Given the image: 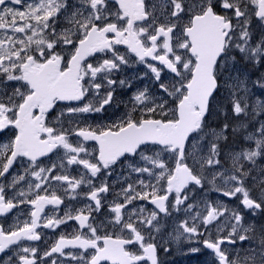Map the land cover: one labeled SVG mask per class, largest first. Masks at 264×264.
Segmentation results:
<instances>
[{
	"label": "snow or ice",
	"instance_id": "1",
	"mask_svg": "<svg viewBox=\"0 0 264 264\" xmlns=\"http://www.w3.org/2000/svg\"><path fill=\"white\" fill-rule=\"evenodd\" d=\"M254 19L264 26V0H0V136L11 133L0 141V264H160L158 247L170 250L157 239L160 217L173 213L183 217L172 242L203 245L213 264H264V224H245L219 199L189 202L208 185L253 215L264 211V180L247 184L264 159V123L231 167L220 159L229 111L248 107L233 53L264 64ZM133 64L155 91L138 89L118 119L90 124L87 116L114 105L117 87H131L114 77ZM253 83L264 88V76ZM214 115L225 120L219 130L208 126ZM117 167L127 174L109 201ZM77 199L86 203L74 209ZM69 221L77 227L46 250L34 244ZM245 241L257 246L241 256L234 246Z\"/></svg>",
	"mask_w": 264,
	"mask_h": 264
},
{
	"label": "flooded vegetation",
	"instance_id": "2",
	"mask_svg": "<svg viewBox=\"0 0 264 264\" xmlns=\"http://www.w3.org/2000/svg\"><path fill=\"white\" fill-rule=\"evenodd\" d=\"M64 26V25H61ZM124 46H120V51L123 52ZM148 71L144 65L142 64H133L130 67L123 68L120 72L116 73L115 77L116 79H124L126 81H130L131 87H124L120 88L117 87V90L114 94V105L112 107H109L106 112L98 113V114H92L90 116H87V120L90 124L93 126L96 125H103L105 123H111L114 120L118 119L120 116L123 115L124 112L128 111L131 108V96L134 92H136L138 89L142 90L145 87L149 88L150 92H154L156 89L155 83L151 79V74L149 76L145 77L144 79H137L138 75H142ZM10 132H5L3 136H0V141H6L10 137ZM92 143V142H90ZM55 159V158H54ZM73 175L78 176V171L76 170L75 166L73 168L72 173ZM127 174V170L124 169L121 171L120 167H117L116 172H114L111 176L108 177L110 192L108 195V200L111 201L113 199L112 192L113 191H119L120 188L124 185L117 183L115 189L112 188V182L116 180L117 175H124ZM136 179L135 176L132 177V181ZM131 182V181H130ZM21 187H26L25 184H21ZM209 187L207 185L204 186L203 189L197 188L195 190V194L192 197V200L189 202H192L193 200L199 201L201 198L210 200V201H216L221 200L228 204L229 207H237L240 213L244 216V223L248 224L251 221H254L257 225L264 224V211H257L255 215L252 214V210H245L243 205L239 203V199L232 198L229 199L227 197H221L218 193H215L213 191H208ZM78 191H87L86 188H81ZM58 195H62L63 193L57 192ZM253 196H255V193H252ZM102 205L104 204V200L102 199ZM69 203L68 199H65L64 205H61V211L60 215H63V209L65 205ZM73 208H79L82 207L86 201H82L77 199L76 201H71ZM51 206H49L50 208ZM148 210H152V206L148 205ZM49 209L46 208V212ZM16 210H13V214L9 215V222H12L14 219V213ZM105 213H107V207L104 206L100 210V214L97 215V220H101L105 218ZM183 217L182 213H173L172 217L164 218L163 216L160 217L161 223L163 224V227L161 229L160 234L157 236V239L159 240L162 236L164 240L168 241V247L169 251L165 252L162 248L158 247V258L160 261V264H213V255L210 250H207L203 247V245L199 243H187V242H180L175 243L169 240L168 234L173 231L174 223L181 219ZM77 227V222L75 221H69L67 225H61L59 228L55 229L54 231L51 229H43L42 232V239L39 242H34L36 246L40 248L41 251L46 250L59 236L61 232H64L65 234L71 233L74 228ZM39 231V229H38ZM45 236L48 237L47 240H45ZM256 243L252 241H245L243 243L237 242V244L234 246L237 250H240V255H250L251 253L246 252L244 250H247L249 248H256ZM223 247V246H222ZM192 248H198V252H191L190 249ZM105 264H110V262H105ZM145 264H150V262H145Z\"/></svg>",
	"mask_w": 264,
	"mask_h": 264
},
{
	"label": "rangeland",
	"instance_id": "3",
	"mask_svg": "<svg viewBox=\"0 0 264 264\" xmlns=\"http://www.w3.org/2000/svg\"><path fill=\"white\" fill-rule=\"evenodd\" d=\"M250 31L252 33V41L251 42L253 44H256L258 41L261 40L262 37H264V26H262L259 23V21L256 19H254L252 21ZM233 55H235V54L233 53ZM237 59L240 61V63L235 66V69L241 74V77H244L246 75V72L243 70V64L245 61L242 58L239 59L237 57ZM247 88H248V93L246 95L247 105L255 108L258 113L260 111L264 110V91L262 90L263 88H260V87L256 86L255 84H247ZM260 90H262V91H260ZM240 95H244V94L240 93ZM248 96H250L249 99H247ZM238 118H239V116L238 117L233 116V123L234 124H238ZM262 123H264V120L261 121V119L259 118V119L255 120L253 123H250L249 125L254 127V129L256 131V129H258L260 124H262ZM209 124H210V126H209L210 128H214L217 130L220 129L218 127H211V125L213 124L212 122H210ZM253 145H254V142L250 141V146H248V147H252ZM232 151L238 152L236 150H232ZM232 151H229L228 148L221 147V162L224 165V168L231 167V158L230 157H231V154L234 153ZM256 164H257L256 169H253V171L251 172L252 175H250V177H249L252 180V183H254V181L252 179L253 177H255L256 183L264 179V172H261L259 170L261 168H264V159L257 160ZM244 167H245V169H250V168H252V165L245 163ZM220 170H222V169H220Z\"/></svg>",
	"mask_w": 264,
	"mask_h": 264
},
{
	"label": "trees",
	"instance_id": "4",
	"mask_svg": "<svg viewBox=\"0 0 264 264\" xmlns=\"http://www.w3.org/2000/svg\"><path fill=\"white\" fill-rule=\"evenodd\" d=\"M247 66H248V65H246L245 67L247 68ZM255 68L258 69V71H257L258 76H261V74L264 73V68H263V67H260V66H256V67L253 66L251 71H254L253 69H255ZM260 113H261V116H260V117H261L262 119H264V110L261 111ZM250 120H252V116H251V115H249L248 117L244 118V123H245V124H249V123H250ZM216 124L219 126V125H220V122H218V123H216ZM233 127H235V126H233ZM233 127L230 126V128L228 129V133H229V135H230L231 138H230V140H228L227 143L231 142L232 144H235L234 141H232V139L234 138V137H233V132H232V128H233ZM241 134H244V128L241 129Z\"/></svg>",
	"mask_w": 264,
	"mask_h": 264
},
{
	"label": "bare ground",
	"instance_id": "5",
	"mask_svg": "<svg viewBox=\"0 0 264 264\" xmlns=\"http://www.w3.org/2000/svg\"><path fill=\"white\" fill-rule=\"evenodd\" d=\"M230 125L233 127L235 124L233 123V121L230 123ZM264 180V179H263ZM262 181V180H261ZM257 187H259V182L256 184Z\"/></svg>",
	"mask_w": 264,
	"mask_h": 264
}]
</instances>
